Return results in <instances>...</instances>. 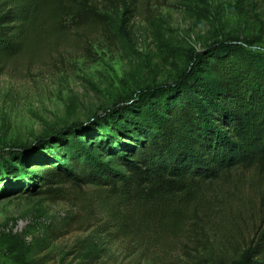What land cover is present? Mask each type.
Instances as JSON below:
<instances>
[{"label": "rangeland", "instance_id": "rangeland-1", "mask_svg": "<svg viewBox=\"0 0 264 264\" xmlns=\"http://www.w3.org/2000/svg\"><path fill=\"white\" fill-rule=\"evenodd\" d=\"M99 8L109 32L89 34L90 51L85 37L71 33L38 59L17 58L0 68V264H240L251 258L264 225V181L252 169L214 182L210 222L201 220L205 232L165 248L113 235L91 187L64 199L39 193L41 165H62L83 149L108 161L122 144L135 145L154 117L144 102L153 109L175 95L149 99L144 91L177 81L191 53H207L200 67L221 43L264 55V0H112ZM199 71L179 97L211 87L200 84ZM80 124L92 132L50 138Z\"/></svg>", "mask_w": 264, "mask_h": 264}, {"label": "trees", "instance_id": "trees-1", "mask_svg": "<svg viewBox=\"0 0 264 264\" xmlns=\"http://www.w3.org/2000/svg\"><path fill=\"white\" fill-rule=\"evenodd\" d=\"M99 2L112 0H0L1 70L11 60L31 61L56 50L71 33L85 37L90 51L86 37L109 32ZM211 50L216 53L204 66L200 57L207 53L193 52L177 81L144 91L149 99L175 95L153 109L144 102L154 117L135 145L122 144L108 161L83 149L62 165H41L39 193L64 199L70 191L93 188L113 235L147 248L203 234L201 220L210 222L208 192L214 182L248 169L264 181V55L222 43ZM199 68L200 84L212 82L211 87L179 97L182 84ZM92 129L70 125L50 138ZM240 264H264V225L252 257Z\"/></svg>", "mask_w": 264, "mask_h": 264}, {"label": "water", "instance_id": "water-1", "mask_svg": "<svg viewBox=\"0 0 264 264\" xmlns=\"http://www.w3.org/2000/svg\"><path fill=\"white\" fill-rule=\"evenodd\" d=\"M77 126H79V128H83V127H84V125H82V124H80V125H77Z\"/></svg>", "mask_w": 264, "mask_h": 264}]
</instances>
